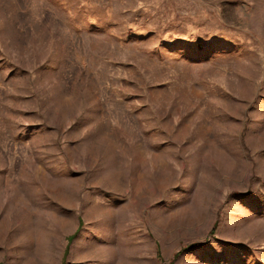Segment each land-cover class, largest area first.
Returning <instances> with one entry per match:
<instances>
[{
    "label": "rangeland",
    "instance_id": "obj_1",
    "mask_svg": "<svg viewBox=\"0 0 264 264\" xmlns=\"http://www.w3.org/2000/svg\"><path fill=\"white\" fill-rule=\"evenodd\" d=\"M0 264H264V0H0Z\"/></svg>",
    "mask_w": 264,
    "mask_h": 264
},
{
    "label": "trees",
    "instance_id": "obj_2",
    "mask_svg": "<svg viewBox=\"0 0 264 264\" xmlns=\"http://www.w3.org/2000/svg\"><path fill=\"white\" fill-rule=\"evenodd\" d=\"M75 238V235L74 236H72L69 240H70V242L73 240Z\"/></svg>",
    "mask_w": 264,
    "mask_h": 264
}]
</instances>
